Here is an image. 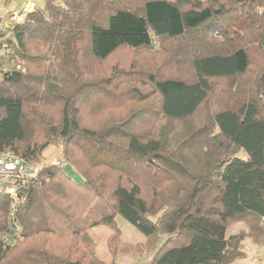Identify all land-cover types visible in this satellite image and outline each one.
I'll return each mask as SVG.
<instances>
[{
    "label": "trees",
    "instance_id": "trees-1",
    "mask_svg": "<svg viewBox=\"0 0 264 264\" xmlns=\"http://www.w3.org/2000/svg\"><path fill=\"white\" fill-rule=\"evenodd\" d=\"M165 43L189 76L108 64ZM263 44L264 0H44L13 31L25 70L0 80V153L35 163L59 145L81 181L41 166L17 211L22 240L0 239V264H113L143 251L149 264H231L246 258L243 240L264 247ZM252 53L263 62L246 80ZM216 81L237 100L210 111ZM114 109L124 116L110 120ZM8 205L0 195V234ZM117 216L146 241L123 243ZM236 223L245 229L227 237ZM96 228L111 231L108 263Z\"/></svg>",
    "mask_w": 264,
    "mask_h": 264
},
{
    "label": "rangeland",
    "instance_id": "rangeland-1",
    "mask_svg": "<svg viewBox=\"0 0 264 264\" xmlns=\"http://www.w3.org/2000/svg\"><path fill=\"white\" fill-rule=\"evenodd\" d=\"M27 1L30 0H11V3L9 4L8 8L11 9L15 7L17 2L19 8H21ZM31 1H33L37 5V7H42L44 2V0H31ZM8 2H10V0H6V3ZM178 51H180V48L175 43H165L164 46H159L158 44H155V46L151 50L131 51L128 49H121L113 55L112 59H110L108 64L115 63L122 67L133 65L136 69H139L141 71L160 69L163 73L166 74L173 73L180 76H189L190 72L188 71L189 69L187 64L182 65L181 69L179 70L177 69L176 65L173 64V61L177 60V58L179 59L180 57H182L180 56L181 54H179ZM262 62H263L262 59L258 57L257 54L254 53L251 54L249 72L245 77L246 80H253L256 78L259 67L262 65ZM106 67H108V65H106ZM215 85H216L215 86L216 92L210 98V102L207 105L208 109L212 111L217 107H221V106L223 107L225 105L228 106L234 104L235 100H237V97L233 98L228 93L229 89L227 88L228 87L227 83L225 81H216ZM235 88L236 86H234L230 90V93L231 92L234 93ZM122 113H123L122 109L120 110L114 109V111H112V113L107 117H109L110 120H117L120 117L124 116ZM202 115H203V111L200 112L198 118L201 119ZM84 121L85 123H88V125L91 122L86 116L84 117ZM96 123L98 125L100 124L99 121H97ZM157 126L165 127L164 131H166V129L170 127L172 128L176 127L179 131L182 130L183 127L184 131L181 132H186V133L188 131H191L189 129L190 128L189 126H191V124L189 125L186 124L179 127V125L176 126L175 122H169L163 119H158ZM142 129H146V128L143 127ZM161 129L163 130V128ZM161 129H158L157 131ZM238 155L241 158H245V154L243 152L239 153ZM41 157L42 159L40 161L34 163L37 164L39 168H41V166L45 164L50 166H57L56 165L57 163L64 161L61 155V147L59 145L47 146L42 152ZM63 172L76 183H79L81 181L80 177L73 172L72 167H70L68 164H66L63 167ZM159 214L160 212L156 213L152 217L150 216V219L154 221ZM116 224L121 232V240L123 243L129 245H136V244H143L146 241L144 235L140 231H138L132 224L126 221L123 217L117 216ZM244 229L245 227L243 223H236L227 231L228 232L227 235H231V234L237 235L239 232H241V230ZM2 234L3 233L0 234V237ZM242 246L244 252L247 255V258L244 261L235 262L233 264H264V247H258L253 245L249 239L243 240ZM101 252L103 253H99V254L97 253L99 258L104 261H110V257L106 253L105 249H103V245L101 248ZM151 253L152 252L143 251L140 255L119 254L114 259L113 264H149L152 256Z\"/></svg>",
    "mask_w": 264,
    "mask_h": 264
},
{
    "label": "built area",
    "instance_id": "built-area-1",
    "mask_svg": "<svg viewBox=\"0 0 264 264\" xmlns=\"http://www.w3.org/2000/svg\"><path fill=\"white\" fill-rule=\"evenodd\" d=\"M10 3L11 0L8 3L6 0H0V80L10 72L23 70L12 45L13 31L37 8L31 0L21 8L17 2L15 7L9 9ZM56 165L63 168L66 163L61 161ZM39 170L37 164L25 162L10 151L0 153V195L9 198L7 211L9 227L0 237L6 247H13L21 239L22 229L17 222V211L24 202L23 189L38 182ZM260 226L264 232V214L260 219Z\"/></svg>",
    "mask_w": 264,
    "mask_h": 264
},
{
    "label": "crops",
    "instance_id": "crops-1",
    "mask_svg": "<svg viewBox=\"0 0 264 264\" xmlns=\"http://www.w3.org/2000/svg\"><path fill=\"white\" fill-rule=\"evenodd\" d=\"M89 234H90L91 238L94 240V242L96 243V254L97 253L98 254L103 253V252H101L102 245H103V249H105V251H106L105 241H106V238L108 236H110L111 231L108 230L107 228H96V229H92ZM231 235H227V237L231 236ZM106 253H107V251H106ZM246 258H247V255H246ZM246 258L244 260H246ZM244 260H241V261H244ZM104 262L108 263L109 261H104ZM235 262H240V261H235ZM235 262H233V263H235ZM233 263H231V264H233Z\"/></svg>",
    "mask_w": 264,
    "mask_h": 264
}]
</instances>
